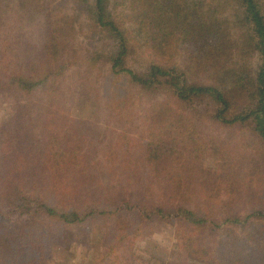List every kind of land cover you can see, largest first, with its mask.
Masks as SVG:
<instances>
[{
  "label": "trees",
  "instance_id": "16d2710c",
  "mask_svg": "<svg viewBox=\"0 0 264 264\" xmlns=\"http://www.w3.org/2000/svg\"><path fill=\"white\" fill-rule=\"evenodd\" d=\"M175 1L156 0L154 6L157 14L163 11L159 15L165 14L168 18L173 11L176 15L181 11L186 15L188 10H194L193 21L186 23L185 16L178 22L182 26V39L189 52L186 62L190 63L192 69L181 72V68L176 70L172 64L153 61L145 72H136L127 64L131 45L127 30L119 24L118 14L109 6V0H93L92 19L97 27L106 29V33L114 38L115 47L109 53L103 47H98L99 52L92 51L84 57L72 55L67 63L74 69L75 83L81 87L92 86L95 73L108 64L111 76L122 75L128 85L137 84L141 90L166 85L179 107L195 98H207L213 103V118L225 125L241 124L242 127H248L251 137L264 149V0ZM61 48L63 46L56 37L45 38L42 46L45 62L40 66L41 69L33 72H18L10 67L7 60L4 63L2 73L5 84L26 94L43 91L48 109L41 113L23 105L16 119L18 124L4 130V143L0 150V203L20 208L25 214L33 213L34 209L51 223L82 226L94 219L110 224L113 222L110 230L115 235L114 247L110 246L101 252L100 264H156L153 259L136 255L131 244L139 237L138 229L155 219L171 220L175 225L177 223L179 227L185 228V231L193 232L180 235L182 250L184 255L202 264H264V193L258 196L254 184L237 191L232 183L225 190L226 196L219 195L216 200L211 190H206L210 198L204 201L198 198L199 192L194 182L188 185V178L173 176L176 172L170 175L171 170L165 171L167 165L162 159L165 149L149 141L143 147L147 153L145 163L152 164L151 168L145 169V179L150 180V184L143 186L141 194L134 199L130 191L142 179L139 174H129V169L108 168L109 175L105 176V183L94 187L91 182L96 179L86 178L91 172L86 168L76 169L74 159L77 157L74 158V153L81 146L71 141V133L70 138L69 135L66 137L67 132L63 135L66 127L58 123L60 111L53 109V99L60 98V76L65 73L64 62L53 66L60 56ZM201 48L203 57L209 56V59L202 58L205 61L202 64L198 61L197 65L211 62L212 83L197 82L194 73L191 74L194 61L200 58L198 53ZM255 53L259 55L260 61L256 69L239 64L236 60L239 56L246 61ZM41 70L44 73H39ZM116 96L118 99V91ZM118 101L120 103L122 99ZM119 103L114 110L121 108ZM165 105L164 102L155 103L150 114H165L164 124L167 121L169 126L177 129L178 138L183 137L179 145L184 148L185 151L181 150L187 161H190L194 158V148L205 149L196 128L198 121H194V113L199 114V110L196 109L191 115L180 110H169L167 113ZM41 116L44 117V123L39 119ZM26 123L29 125L27 128L23 127ZM40 137L44 138L43 150ZM38 141L39 156L35 162L27 156L22 159V146H25V150L35 148ZM121 170L122 173H118ZM123 176L125 182L121 180ZM30 181L33 187L39 182L43 183L47 191L50 189L48 198L51 196L55 202L28 195L25 182L30 184ZM119 184L122 185L120 190ZM236 194L239 198L250 194L251 199L239 203L232 197ZM174 197L179 199L178 203H174ZM197 199L201 202L196 203ZM2 212L0 209V262L47 264L44 240L32 238L29 223L12 221ZM218 213L223 214L214 218ZM211 241L215 244L216 253L211 252ZM114 249L127 251L130 254L126 253L127 262H119V254L113 255Z\"/></svg>",
  "mask_w": 264,
  "mask_h": 264
},
{
  "label": "rangeland",
  "instance_id": "374dc122",
  "mask_svg": "<svg viewBox=\"0 0 264 264\" xmlns=\"http://www.w3.org/2000/svg\"><path fill=\"white\" fill-rule=\"evenodd\" d=\"M155 1L109 0V6L118 14L119 24L127 30L129 37L131 50L127 64L138 73L145 72L153 61H163L170 66L172 64L176 70L181 68V72L189 71L192 69L190 63L186 62L189 52L182 39V26L178 22L185 16L186 23L193 21L194 10H188L186 15L182 11L176 15L173 11L168 18L165 14L159 15L163 11L157 14ZM92 5L93 0H0V150L4 143V130L18 124L16 119L23 105L41 113L48 106L43 91L26 94L6 85L2 73L4 63L7 60L12 69L22 73L41 69L40 66L45 62V56L42 55L45 38L54 36L63 48L60 49V56L53 62V66L64 62L62 64L65 73L60 76V98L53 99V109L60 111L58 117L61 118H58V123L66 127L63 135L67 132L66 137L69 135L70 138L71 133V141L81 146L77 153H74V158L77 157L74 159L76 169H88L91 173L86 178L98 180L91 182L94 187H99L101 182L105 183V176L109 175L108 168L118 167L129 169L128 173L142 177L137 181L135 189L130 191L133 199L141 194L143 186L150 184V180L145 179V169L151 168L152 164L145 163L147 153L143 147V144L149 141L165 149V155L162 156L167 165L165 171L171 170L170 175L176 172L173 176L188 178V185L194 182L195 189L199 192L198 198L204 201L210 198L206 190H211L216 200L219 195L226 196L225 190L232 183L237 191L254 184L253 188L258 196L264 193V149L251 137L248 127H242L241 124L225 125L213 118L214 107L209 99L195 98L179 107L166 85L141 90L137 84L128 85L122 75L111 76L108 64L95 73L92 86L81 87L79 83H75L74 69L67 63L72 55L84 57L92 51L99 52L98 47H103L109 53L115 47V40L106 33V29L95 25L91 13ZM192 6L194 8V5ZM192 43L191 40V45ZM198 56L200 58L194 61V69L191 72L194 73V80L212 83L211 62L200 66L209 56L203 57L202 48ZM233 57L234 54L232 60ZM236 60L239 64L250 65L254 69L260 62L257 53L246 61L239 56ZM198 61L200 64L197 65ZM210 72L211 74L207 75ZM39 73L44 72L41 70ZM116 91L119 92L118 99ZM119 99H122L121 104ZM162 102L166 104L167 113L169 110H180L191 115L196 109L199 110L200 115L194 113V121H198L196 128L203 142L200 143L205 149L194 148V158L190 161H187L181 150L184 148L179 145L183 137L178 138L177 129L169 126L167 121L164 124L165 114H150L152 106ZM118 103L121 108L114 110ZM39 119L43 122L44 117ZM28 126V123L23 124L25 128ZM40 139L43 150L44 138ZM70 146L72 147V144ZM22 147L24 150L21 158L30 157V160L35 162L39 156V141L36 142L35 148L25 150V146ZM118 173H122V170ZM124 179L125 176L121 178L123 181ZM32 184V181L30 184L25 182L28 195H35L39 200L55 202L51 196L48 198L50 189L47 191L43 183L39 182L36 187ZM120 186L122 185L119 184V190ZM100 192L102 190L98 191V194ZM121 192L125 193L124 190ZM249 195H241L239 198L236 194L232 197L239 200V203H245L250 201ZM174 198V203H178L179 199ZM256 199L257 196L254 197V200ZM236 200L235 203L239 204ZM199 202L201 201L197 199L196 203ZM0 209L3 215L12 221L29 223L33 239L44 240L48 254L47 264H100L101 252L110 246L114 247L115 235L110 230L113 222L110 224L101 219H94L82 226H69L51 223L34 209L29 215L12 205L3 206L0 203ZM207 209L206 207L205 210ZM222 214L218 213L214 218ZM40 224L41 228L44 225V229L39 227ZM136 224L137 222L134 223ZM144 224L138 229L139 237L131 243L132 251H135L136 255L153 259L156 264H202L184 255L182 250L180 235L193 232H187L185 228L167 219H155ZM212 241L209 244L212 247L211 252L216 253ZM126 253L128 252L125 250L114 249L113 255L119 254V262H127Z\"/></svg>",
  "mask_w": 264,
  "mask_h": 264
}]
</instances>
